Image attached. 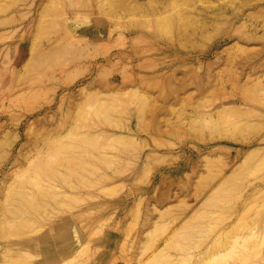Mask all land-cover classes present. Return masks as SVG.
<instances>
[{
    "label": "rangeland",
    "instance_id": "1",
    "mask_svg": "<svg viewBox=\"0 0 264 264\" xmlns=\"http://www.w3.org/2000/svg\"><path fill=\"white\" fill-rule=\"evenodd\" d=\"M0 264H264V0H0Z\"/></svg>",
    "mask_w": 264,
    "mask_h": 264
},
{
    "label": "bare ground",
    "instance_id": "2",
    "mask_svg": "<svg viewBox=\"0 0 264 264\" xmlns=\"http://www.w3.org/2000/svg\"><path fill=\"white\" fill-rule=\"evenodd\" d=\"M135 1H136V0H135ZM220 10H221V9H218V10H217L216 15H220V14L223 15V12L226 11L227 8L223 9L222 12H221ZM224 15H225V13H224ZM243 23H244V22H243ZM240 24H241V23H240ZM240 24H239V25H240ZM242 26H243V25H242ZM228 37L230 38L231 36L228 35ZM49 52H50V51H49ZM50 53H51V52H50ZM48 54H49V53H48ZM128 129H130V127H129ZM134 135H135V134H134ZM130 136H132L131 132H129L128 135L114 134L113 137H114V138H117V139H119V140H120V139L123 140L125 137H128V139H129ZM91 137L94 138V136H91ZM98 137H100V135H98L97 138H98ZM133 137H134V136H133ZM133 137H132V138H133ZM130 138H131V137H130ZM115 140H116V139H115ZM122 140H120V141L122 142ZM124 140H125V139H124ZM123 142H124V141H123ZM20 151H21V150H20ZM17 154L19 155V152H18ZM154 162H155V161H154ZM157 162H158V161H157ZM161 162H162V161H161ZM12 208H13V210L10 212V214H11V215H14V214H16V213H18V212L20 211V209H21V204H17L15 207H12ZM258 247H259V249H260V245H259ZM256 250H257V248H256ZM258 251H259V250H258ZM256 252H257V251H256ZM259 253H260V252H259ZM257 254H258V253H257Z\"/></svg>",
    "mask_w": 264,
    "mask_h": 264
}]
</instances>
